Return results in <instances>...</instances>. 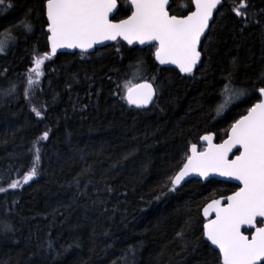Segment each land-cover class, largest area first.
<instances>
[{
    "label": "trees",
    "instance_id": "trees-1",
    "mask_svg": "<svg viewBox=\"0 0 264 264\" xmlns=\"http://www.w3.org/2000/svg\"><path fill=\"white\" fill-rule=\"evenodd\" d=\"M45 3L6 0L10 7L0 6V89L19 85L13 96L0 92V187L29 170L34 141L49 132L38 144L39 174L0 193V221L13 226L0 231V264H221L202 235L203 209L238 186L191 179L169 192L165 185L192 144L202 147L201 137L211 133L221 142L261 99L264 0H249L247 23L225 0L202 64L191 75L160 66L152 46L119 40L90 54L52 57L25 98L34 49L50 51ZM190 10V0H172L173 15ZM128 15L120 0L115 19ZM27 23L31 31L23 29ZM229 74L248 95L216 115ZM142 81L158 93L147 109L125 98L128 87Z\"/></svg>",
    "mask_w": 264,
    "mask_h": 264
},
{
    "label": "snow or ice",
    "instance_id": "snow-or-ice-1",
    "mask_svg": "<svg viewBox=\"0 0 264 264\" xmlns=\"http://www.w3.org/2000/svg\"><path fill=\"white\" fill-rule=\"evenodd\" d=\"M190 3L193 10L177 16L169 14V0H125L130 15L116 20L113 14L117 12L118 0H46L47 39L51 47L42 54L34 49V67L26 77L28 90L24 92L25 98H30L31 87L38 85L44 76L45 62L56 56L59 49L79 48L88 52L97 44L118 39L130 45L155 42L154 56L160 65H175L181 73L191 75L207 51L216 23L214 13L223 8L225 0H190ZM4 5L6 0H0V6ZM230 5L235 15L247 23L249 0H230ZM252 23L259 21L253 19ZM23 29L31 31V24H25ZM4 51L5 46L0 43V52ZM227 81L222 87L224 99L215 108L216 115L223 114L233 103L248 95L247 89L234 85L231 74ZM18 88L19 85L11 83L0 92L13 96ZM258 91L264 96V87ZM155 95L152 84L144 83L128 87L125 98L131 105L144 107L153 102ZM33 111L36 116L42 115L35 108ZM48 137L49 132L45 131L34 141L31 167L19 179L11 180L7 188L0 187V193L21 188L39 174L41 156L38 144ZM214 138V134L201 137L207 142L206 149L201 152L197 151L196 144H192L191 155L184 157L186 162L168 177L165 186L169 192H175L192 174L205 180L216 174L239 181L238 189L232 195L223 200L212 199L204 208L205 217L215 213V218L203 224L202 235L219 250L221 264H264V226H257L264 225V99L248 107L246 114L230 125L227 139L213 143ZM233 149L239 154H233ZM230 154L234 158L230 159ZM250 229L254 231L249 237L245 231ZM12 230L9 222L0 221V231ZM176 235L184 238L183 231ZM48 248L54 250L51 241ZM129 253L134 256L135 249L130 248Z\"/></svg>",
    "mask_w": 264,
    "mask_h": 264
},
{
    "label": "water",
    "instance_id": "water-1",
    "mask_svg": "<svg viewBox=\"0 0 264 264\" xmlns=\"http://www.w3.org/2000/svg\"><path fill=\"white\" fill-rule=\"evenodd\" d=\"M171 4H172V0H169V14L170 15H173L172 13H171V11H170V7H171ZM119 8H120V3H119V0H118V8H117V12H115L114 14H113V16H114V18H115V16L117 15V13H118V11H119ZM218 11H219V9H218ZM217 11V12H218ZM217 12H215L214 13V18H215V15H216V13ZM127 18V17H126ZM46 31H47V27H46ZM118 40H121L124 44H126V45H128V46H130V47H139V48H147V47H149V46H154V44H155V42H153L152 44H143V45H141V44H139L138 42H136V43H134V44H128L127 43V41H124V40H122V39H118ZM118 40H116V41H105V42H103L102 44H97L93 49H90V50H88V52H83L81 49H79V48H76V49H68V48H64V49H59L58 51H57V54H59V53H88V54H90V53H93V52H95L97 49H99V48H102V47H106V46H108V45H112V44H114L115 42H117ZM203 42V41H202ZM50 42H49V49H50ZM56 54V55H57ZM202 60H203V55H202V59H201V63L200 64H198L197 65V68L195 69V70H197L199 67H200V65L202 64ZM158 64H159V62L158 61H156ZM160 65V64H159ZM160 66H162V67H173V68H176L178 71H179V69L175 66V65H160ZM194 70V71H195ZM183 75H187V74H184V73H182ZM144 83H150V84H152V86H153V88L154 89H156V86L152 83V82H150V81H142V82H139V83H137V84H135L134 86H136V85H138V84H144ZM134 86H132V87H134ZM127 94V93H126ZM157 96H158V93H157V89H156V95L153 97V102L151 103V104H149V105H147V106H144V107H137V106H135V105H132L133 107H136V108H138V109H146V108H149V107H151L152 105H153V103L155 102V100L157 99ZM260 96H261V94H260ZM261 99H264V96H261ZM259 102V101H258ZM211 134H213V133H211ZM208 135V134H207ZM214 137H215V135H214ZM215 139L216 138H214V140H213V143H220V142H216L215 141ZM227 139V138H226ZM222 142V141H221ZM202 144H203V146H204V148L203 149H200V146L199 145H196L197 146V151L198 152H201V151H204L205 149H206V147H207V142L206 141H204V140H202ZM233 154H239L238 152H237V150L236 149H233ZM190 155H191V150H190ZM230 159L231 158H234V156L232 155V154H230V157H229ZM191 179H199V180H202L203 182H207V181H209V180H211V179H217V180H220V181H223V182H228V183H233V184H235V185H237V186H239V184H240V182L239 181H236V180H234V179H230V178H226V177H222V176H219V175H216V174H213L212 176H210L207 180H205L203 177H201V176H199V175H197V174H192L191 176H189V177H186L185 178V180L181 183V185L179 186V187H177V188H180V187H182L187 181H189V180H191ZM232 195V194H231ZM230 196V195H229ZM227 197V196H226ZM225 197H221V198H219V199H221V200H223ZM212 202V200L209 202V203H211ZM227 201L226 200H224V203H226ZM208 203V204H209ZM207 204V205H208ZM207 205L205 206V207H207ZM204 207V208H205ZM203 217L207 220L206 221V223L208 222V220H210V219H214L215 218V213H212L210 216H208V217H205L204 216V209H203ZM257 226H259V225H257ZM262 226H264V225H262ZM246 231H254V229H250V230H246ZM246 231H245V234L246 235H249V237L251 236V234H248V233H246ZM205 239H206V237H205ZM209 242V241H208ZM210 243V242H209ZM211 244V243H210ZM212 247H214L218 252H219V250L216 248V246H214V245H211ZM221 260H222V258H221Z\"/></svg>",
    "mask_w": 264,
    "mask_h": 264
},
{
    "label": "bare ground",
    "instance_id": "bare-ground-1",
    "mask_svg": "<svg viewBox=\"0 0 264 264\" xmlns=\"http://www.w3.org/2000/svg\"><path fill=\"white\" fill-rule=\"evenodd\" d=\"M136 108V107H135ZM150 108V107H149ZM147 109V108H146Z\"/></svg>",
    "mask_w": 264,
    "mask_h": 264
},
{
    "label": "flooded vegetation",
    "instance_id": "flooded-vegetation-1",
    "mask_svg": "<svg viewBox=\"0 0 264 264\" xmlns=\"http://www.w3.org/2000/svg\"><path fill=\"white\" fill-rule=\"evenodd\" d=\"M124 2H125V0H124Z\"/></svg>",
    "mask_w": 264,
    "mask_h": 264
}]
</instances>
